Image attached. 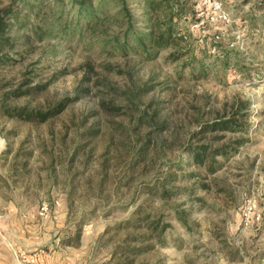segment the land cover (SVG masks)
Wrapping results in <instances>:
<instances>
[{
  "label": "rangeland",
  "instance_id": "rangeland-1",
  "mask_svg": "<svg viewBox=\"0 0 264 264\" xmlns=\"http://www.w3.org/2000/svg\"><path fill=\"white\" fill-rule=\"evenodd\" d=\"M91 1L93 14L70 0L16 2L0 62V241L16 264H264V0H217L225 21L201 0H126L131 27L123 0ZM170 15L169 47L155 54L131 37ZM21 84L32 90L12 97ZM63 101L45 121L2 108ZM140 113L151 123L137 126ZM233 117L243 131L208 135L229 158L190 177L192 132ZM164 182L194 191L170 199L183 215L161 211Z\"/></svg>",
  "mask_w": 264,
  "mask_h": 264
},
{
  "label": "trees",
  "instance_id": "trees-1",
  "mask_svg": "<svg viewBox=\"0 0 264 264\" xmlns=\"http://www.w3.org/2000/svg\"><path fill=\"white\" fill-rule=\"evenodd\" d=\"M24 1L25 0H23V2ZM70 1L76 7H78L81 11H85V12L91 11L92 14L95 12L94 4L92 3L91 0H70ZM154 1L155 0H146L145 4L147 7L154 9V3H155ZM166 1L168 3H171V0H166ZM16 2L17 0H13L11 4L0 8V62L4 60V58L6 57L7 49L11 48L14 43L13 41L14 38L11 35V30H12L11 27H12L13 19H16L17 17V12L15 10ZM122 9L125 12V16L127 18V21L129 22V26L131 27L132 26L131 25L132 15L127 7L126 0H123ZM146 20L148 21V25H149L148 32L147 33L145 32L144 33L142 32L134 33L131 35V37L133 36L134 39L137 40L140 43V45L144 47L146 50L148 49V45L151 46L153 49H156L155 54L159 51V49L169 47V45H171V41L173 37L174 17L172 15L167 17V22L164 21V24H159V17L155 19L152 16H148ZM59 21L61 20H55L52 22V30H50L49 33L54 32L53 26H55V24L58 23ZM126 31H128V29ZM126 37L128 40V37L130 36L126 35ZM116 41H117L116 45H120L118 44L119 38H117ZM123 47H127V44H125ZM151 56L152 54L148 52V57H151ZM176 59H178V56ZM27 85L28 84H21L16 89L12 90L11 92L12 97L20 98L22 97V95L29 94L30 91L32 90L31 88H26V90L22 88L23 86H27ZM133 98H129L128 100L129 103L132 105V109L133 110L139 109V107H137L136 100H134ZM248 105H249L248 102L241 104L240 110L247 111ZM65 106L66 104L63 101V102H60L58 105H56L54 108H50L47 112H43L41 110H34V109L29 110L28 107L27 108L25 107L14 108L13 110H11L6 105H3L2 108H4V110L7 113L11 115H16L17 117L26 116V119L28 120L38 117L41 121H45L49 117L59 114L65 108ZM135 119L137 122L136 125L137 126L139 125V127L144 123H151L141 113L138 114L137 118ZM238 127L239 126L236 123L234 117L233 119L232 118H228V119L216 118V119H213L211 122H206L202 124L199 130L192 132L190 137L198 138L199 139L198 142H201V144L193 145L191 143V145H189L188 149L186 150V153L190 157L193 166L197 169L196 170L197 172H192L189 174L190 177L197 176L199 180L200 178L199 170L200 169L204 170L205 174L207 175H213L217 171L220 170V167L216 166L217 156L220 155L226 159L229 158L228 145L222 144V145H217L213 147L212 144H210L209 142L210 138H208V135L212 133L238 131V129H241V130L243 129L242 128L243 126H241L240 128ZM161 128H165V127L160 126V129ZM132 138L133 139L140 138V134L132 135ZM224 138L225 136H217V137H214V140H223ZM156 141H159L158 138ZM177 141H178L177 139H174L173 144L177 143ZM150 142H151L150 139L147 140V142L141 148L140 154L143 155L147 152ZM238 143H243V140H239V142H237V145ZM178 169L179 170H176L175 172H178V173L182 172L183 165L180 164L178 166ZM195 174H198V175H195ZM172 177H173V174H171L170 178ZM170 178L167 180H170ZM198 180H197L198 186H200L204 190L209 189L207 184L203 182H198ZM166 183L164 182L161 185L156 186L155 188V191L156 192L158 191V194L160 196L159 202H160L161 211H164V210L176 211V215H180V214L183 215L184 213L181 211L180 207L176 206V204L170 203V199L173 198L174 196H181L184 194L191 196V193H194V191L191 192L188 188H184V189L180 188L179 191L177 192V190L167 187L168 183L167 184ZM148 215L150 214L147 213V217L144 218L145 222L147 221ZM179 217H180L179 219L181 222L184 221L182 216H179ZM131 221L135 223L136 222L135 217H133ZM152 225L154 226V230H157L158 224L153 223Z\"/></svg>",
  "mask_w": 264,
  "mask_h": 264
},
{
  "label": "built area",
  "instance_id": "built-area-1",
  "mask_svg": "<svg viewBox=\"0 0 264 264\" xmlns=\"http://www.w3.org/2000/svg\"><path fill=\"white\" fill-rule=\"evenodd\" d=\"M202 1V4L203 6H207V7H210L214 14L212 17L213 20L216 19V17H218L219 19H221L222 21H225V20H228V16L225 14L223 8H222V4L217 1V0H201ZM48 211V208L45 206L43 208V211L41 213V215H45V213Z\"/></svg>",
  "mask_w": 264,
  "mask_h": 264
},
{
  "label": "crops",
  "instance_id": "crops-1",
  "mask_svg": "<svg viewBox=\"0 0 264 264\" xmlns=\"http://www.w3.org/2000/svg\"><path fill=\"white\" fill-rule=\"evenodd\" d=\"M9 249L8 246L0 241V264H16ZM42 260H37L34 264H39Z\"/></svg>",
  "mask_w": 264,
  "mask_h": 264
}]
</instances>
